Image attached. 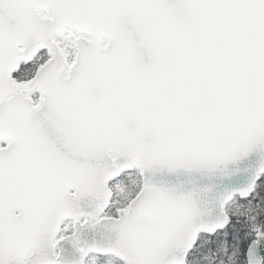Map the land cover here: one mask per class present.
<instances>
[{
    "label": "snow or ice",
    "instance_id": "1",
    "mask_svg": "<svg viewBox=\"0 0 264 264\" xmlns=\"http://www.w3.org/2000/svg\"><path fill=\"white\" fill-rule=\"evenodd\" d=\"M0 264H264V0H0Z\"/></svg>",
    "mask_w": 264,
    "mask_h": 264
}]
</instances>
